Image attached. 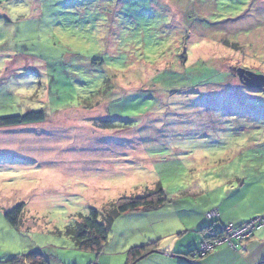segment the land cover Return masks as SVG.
Listing matches in <instances>:
<instances>
[{
    "label": "rangeland",
    "instance_id": "obj_1",
    "mask_svg": "<svg viewBox=\"0 0 264 264\" xmlns=\"http://www.w3.org/2000/svg\"><path fill=\"white\" fill-rule=\"evenodd\" d=\"M239 69L264 75V0H0V116L46 114L0 128V262L127 264L148 242L190 250L206 208L228 221L263 209L264 88ZM156 186L168 203L115 219L102 253L64 234ZM236 244L221 263H254L264 230Z\"/></svg>",
    "mask_w": 264,
    "mask_h": 264
},
{
    "label": "trees",
    "instance_id": "obj_2",
    "mask_svg": "<svg viewBox=\"0 0 264 264\" xmlns=\"http://www.w3.org/2000/svg\"><path fill=\"white\" fill-rule=\"evenodd\" d=\"M45 121L46 114L44 110L28 111L22 115L7 117L0 116V128L37 124ZM167 203L168 198L166 192L162 187L156 186L154 189H148L143 195L121 198L116 202L109 204L108 208L103 210L90 208L86 215H79L74 222L67 224L64 228V234L73 240L75 247L78 250L100 254L109 242L111 228L115 219L131 212L157 210L164 207ZM213 210L218 211L219 217L213 219L207 218V220L211 222L210 225L199 230V232L204 235V240H210L212 238L210 235L212 232H216L217 236L224 235V231L222 230L224 225H221L220 223V212L218 209ZM24 211L23 205H17L11 210L5 212V218L10 226L13 228L21 227V219ZM241 225L235 226L240 227ZM55 233L61 234L58 229ZM204 240H202V242ZM202 242L200 243L199 248L190 254L191 258L195 260L205 258L211 252L216 250L214 249L211 252L202 253L200 251ZM158 245L159 241H154L130 248L128 251L127 264H135L141 257H147L155 253L154 251H157L156 253L160 252L158 250ZM234 245L233 248H236V241L234 242ZM190 255L189 257L186 256L189 261ZM263 262L259 264H262ZM0 264H49V262H47L45 256L41 252L35 251L23 257H16L7 262H0Z\"/></svg>",
    "mask_w": 264,
    "mask_h": 264
},
{
    "label": "crops",
    "instance_id": "obj_3",
    "mask_svg": "<svg viewBox=\"0 0 264 264\" xmlns=\"http://www.w3.org/2000/svg\"><path fill=\"white\" fill-rule=\"evenodd\" d=\"M210 211L211 210H209L207 208L205 209V212L207 214ZM235 211H236V217H234V220L233 221H228L227 217H225L224 215H221V213H220V223H221V225H224L225 226V225H227L229 223H233L235 225H241L244 222L249 221V220H251L252 218H254L256 216L263 214L264 213V208L261 209V210H257L256 212H251V214H248V215L238 214V209H235ZM207 214H206V218H207ZM207 223L208 222L205 219L202 220L201 222H199L198 226L196 227V230L198 231V235H196V239H195V242H194V246L190 250H187V251H176V252H174V251H171V250L162 249L161 248V243H162L161 240H159L158 250L160 252H163L164 251V253H170V254L178 255L179 257H185V259L187 260L186 256L189 257V255L191 253H193L194 251H196L199 248L200 243L202 242V240H204V235H202V233H200L199 230L202 229L203 227L207 226ZM262 230H264V229L258 230V232H261ZM257 233H255V236L257 235ZM258 240L259 239L256 238L255 241H258ZM240 244L243 245V241L240 242ZM220 248H221V250L219 251V254L214 251L215 254H213L211 256H208V257L206 256L205 258H201V259L193 260V258H191V255H190V262H192V260H193V262L195 264H212V263L222 264L221 261H220L221 260V257L222 256H225V255L228 256V254H230L232 251H230L231 250L230 247H228V245H226V244L222 245ZM258 257L255 258V262L254 263H252V262L244 263L242 261V263H240V264H259V263H261L259 261H261V259H264V256H261L260 257V255H259Z\"/></svg>",
    "mask_w": 264,
    "mask_h": 264
},
{
    "label": "built area",
    "instance_id": "obj_4",
    "mask_svg": "<svg viewBox=\"0 0 264 264\" xmlns=\"http://www.w3.org/2000/svg\"><path fill=\"white\" fill-rule=\"evenodd\" d=\"M218 211H211L207 214V218L213 219L218 218ZM264 228V214L258 215L251 220L247 221L240 227H236L234 224L230 223L223 226L224 235L217 236L216 232H212L210 240H204L201 244L200 251L202 253H208L214 249L227 244L234 247L235 241H247L250 240L256 233V231Z\"/></svg>",
    "mask_w": 264,
    "mask_h": 264
},
{
    "label": "water",
    "instance_id": "obj_5",
    "mask_svg": "<svg viewBox=\"0 0 264 264\" xmlns=\"http://www.w3.org/2000/svg\"><path fill=\"white\" fill-rule=\"evenodd\" d=\"M238 75L242 83L248 87L264 88V75L256 74L250 71L243 69L238 70ZM157 252V251H154ZM145 256L141 257L139 260H142Z\"/></svg>",
    "mask_w": 264,
    "mask_h": 264
}]
</instances>
